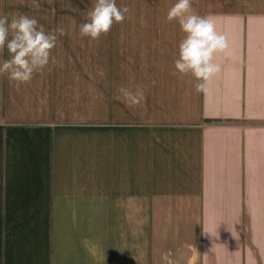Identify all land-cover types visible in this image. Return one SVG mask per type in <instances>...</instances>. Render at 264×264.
I'll list each match as a JSON object with an SVG mask.
<instances>
[{
  "label": "crops",
  "instance_id": "0c3cea01",
  "mask_svg": "<svg viewBox=\"0 0 264 264\" xmlns=\"http://www.w3.org/2000/svg\"><path fill=\"white\" fill-rule=\"evenodd\" d=\"M176 2L116 0L91 40L96 0H0L67 33L30 83L0 75V264H264V0H192L227 42L202 91Z\"/></svg>",
  "mask_w": 264,
  "mask_h": 264
},
{
  "label": "clouds",
  "instance_id": "9594fccd",
  "mask_svg": "<svg viewBox=\"0 0 264 264\" xmlns=\"http://www.w3.org/2000/svg\"><path fill=\"white\" fill-rule=\"evenodd\" d=\"M35 7H39L33 0ZM130 9L120 8L116 0H96L88 13V21L79 27L81 37L99 40L102 34L111 31L114 24H122ZM167 20H177L185 37L179 43V55L174 62L180 75L191 74L200 81L197 91L204 90L205 82L220 71L214 63V56L227 48L226 38L217 33L211 17L198 15L192 7V0H177L169 9ZM62 27L45 30L38 20L27 15L9 14L0 17V54L5 47L9 58L0 62V75H7L10 81L18 84L30 83L35 73H42L51 63H57L52 55L59 36L66 35ZM127 107L142 104L145 99L144 89L136 85L135 89L120 87L114 97Z\"/></svg>",
  "mask_w": 264,
  "mask_h": 264
}]
</instances>
